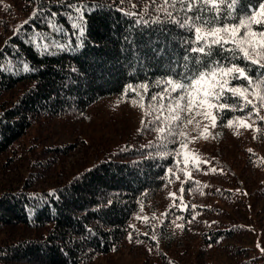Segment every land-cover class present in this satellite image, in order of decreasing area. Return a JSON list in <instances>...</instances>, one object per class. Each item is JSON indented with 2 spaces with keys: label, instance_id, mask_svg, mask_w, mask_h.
<instances>
[{
  "label": "trees",
  "instance_id": "trees-1",
  "mask_svg": "<svg viewBox=\"0 0 264 264\" xmlns=\"http://www.w3.org/2000/svg\"><path fill=\"white\" fill-rule=\"evenodd\" d=\"M261 3L264 0H241L237 16L243 18L246 13L251 16ZM69 4L90 6L84 14L83 39L71 27ZM160 7L163 0L156 3L151 0H0V155L41 119L74 117L108 96L120 94L137 104L140 102L145 121L158 115L159 101L151 99L161 90L155 87L156 82L169 77L179 80L177 74L186 71L185 55H194L187 52L194 45L185 44L186 40L194 39V34L168 23L157 12ZM38 8L43 11L30 23L20 26L44 31L62 26V32L56 31L60 40L49 43L48 52L22 38L25 31L14 34L16 20L23 17L28 21ZM52 13L56 15L53 17ZM141 15L145 21L160 15V22L138 24L135 21ZM224 23L239 26L240 21L222 20L219 26ZM73 31L77 35L73 36ZM69 41L71 47L59 50V45ZM226 55L217 48L211 60L245 68V60L229 62L223 59ZM11 61L17 65L13 71L4 66ZM24 63L36 70L23 71ZM188 63L192 70L201 67L193 61ZM247 71L255 79L260 70L252 65ZM142 85L149 86L147 94ZM226 87L247 88L245 96L252 104L241 112L239 107L244 99L232 97L230 92L219 101L209 102L217 107L224 105V119L217 125L250 116L256 137L264 142L261 130L264 118L260 116L261 101L256 98V85L237 79ZM130 88L134 91H128ZM233 107L237 110L232 111ZM211 109L215 113L216 109ZM173 115H178V111ZM177 123L180 127L181 119ZM160 126L158 123L152 130H139L128 142L100 151L93 162L50 191L29 190L39 177L33 172L21 187L0 192V264H91L102 255L118 251L131 229L130 220L176 166L179 127L175 129L173 142L163 146L157 139ZM74 148V142L44 147V154L53 151L52 156L44 159V165L53 166V158L68 155ZM190 181L184 182V188L192 184L193 180ZM228 191L219 190L216 195L226 204L238 200ZM50 192L55 194L49 196ZM263 194L264 181H261L249 194L253 202L251 209L256 207L249 212L252 223L264 216ZM168 207L158 232L165 228L169 214L201 226L193 246L195 252H187L190 260L186 264H264V252L261 253L258 245L264 239V232L259 226L254 227L250 221L227 224L212 217L201 220L198 217L206 209L193 204L189 195L176 196ZM223 211L226 213L224 208ZM137 233L134 239L155 242L146 233ZM209 248L216 254L204 258ZM167 261L176 264L174 260Z\"/></svg>",
  "mask_w": 264,
  "mask_h": 264
},
{
  "label": "rangeland",
  "instance_id": "rangeland-1",
  "mask_svg": "<svg viewBox=\"0 0 264 264\" xmlns=\"http://www.w3.org/2000/svg\"><path fill=\"white\" fill-rule=\"evenodd\" d=\"M25 20L19 17L15 26L18 28ZM23 31L26 35H22V38L32 41L39 49L60 40L53 28L44 31L36 27H23L20 32ZM4 66L13 71L17 65L11 61L5 62ZM249 95L254 100V96ZM138 104L120 94L113 95L98 100L74 117H46L32 124L9 150L0 155V192L21 187L28 174L33 176L35 172L39 177L29 190L50 191L56 185L64 184L82 167L93 162L100 151L128 142L133 133L141 129L145 116ZM259 111L264 118L263 102ZM213 114L209 102L189 112L185 101L184 107L178 110L181 123L177 135L179 149L176 166L171 169L165 183L130 220L131 229L121 248L98 257L91 264H168L167 260H174L176 264L189 262L187 252H195L193 246L198 240L201 226L169 214L168 222H164L165 228L158 232L159 222L164 218L168 206L176 196L182 194L191 196L193 204L206 209L198 217L201 220L212 217L227 224L250 221L249 212L256 207L251 209L253 202L249 194L258 183L264 181V142L256 137L252 117L232 118L229 119L233 121L232 126H228L226 121L212 127ZM261 130L264 132V126ZM71 142H74L75 148L68 155L53 158L51 167L44 165V159L53 154V151L47 152L46 149L44 154V147ZM38 160L41 162L36 163ZM190 180H193L192 186L184 188V182L189 183ZM223 189H229V195L238 200L229 201L230 204L223 202L216 195ZM217 208H220L218 214L212 211ZM252 225L259 226L258 229L264 232V216H259L258 222ZM141 231L155 242L134 239ZM258 245L263 253L264 239ZM214 254L215 250L209 248L204 258Z\"/></svg>",
  "mask_w": 264,
  "mask_h": 264
},
{
  "label": "snow or ice",
  "instance_id": "snow-or-ice-1",
  "mask_svg": "<svg viewBox=\"0 0 264 264\" xmlns=\"http://www.w3.org/2000/svg\"><path fill=\"white\" fill-rule=\"evenodd\" d=\"M151 2L156 3V0H151ZM240 4L241 0H163V7L157 8V12L163 15L168 23L176 24L190 34H194V39L185 41L186 45H194L187 48V52L194 55H185L184 57L186 71L177 74L180 76L179 80L169 77L156 82L155 87H160L161 90L153 95L151 99L154 102L159 101V108L157 109L159 114L151 120L141 121L140 130H152L156 124H161L157 129V139L161 145L166 146L168 143L173 142L175 129L179 127L177 122L181 119L179 115L173 114L184 107L185 101H187L188 110L191 112L205 102L219 101L226 96V93L230 92L232 97L239 96L244 99V103L239 107L241 112L251 105L252 101L245 96L248 91L247 88L242 90L226 87L233 80H247L249 85L255 84L258 89L256 98L258 101L264 102V63H261V61H264V3H261L258 11L253 10L251 16L246 13L243 18L237 16V9ZM67 6L72 10L69 14V18L73 21L71 27L78 30L79 37L83 39L86 25L84 14L90 6L87 4H69ZM42 11L43 8H38L33 12L32 17L24 23H30ZM145 12H147V9H145ZM55 15L56 13H52L53 17ZM160 15L148 21H145L143 15H141V18L135 22L138 24L159 23ZM236 19L240 21L239 26H230L227 23H224L222 27L219 26L222 20ZM52 24L53 21L50 19L49 25ZM213 25L217 26L213 27ZM21 28L22 26H18L14 34H18ZM54 30L62 32L63 28L57 25ZM72 35H77V32L73 31ZM81 46L82 43L77 44V47ZM68 47H71V41L68 44L58 46L61 51ZM217 48L227 54L223 59L229 62L236 59L245 60V68L237 67L234 63L229 67L220 60H211ZM43 51L48 52V47L45 46ZM189 61H193L195 65L201 67L192 70L189 67ZM252 65H256L260 70L255 79L247 71ZM35 70V68H31L27 63H24L23 71L33 72ZM202 85L204 87H201ZM141 87L144 89V93L147 94L149 86L142 85ZM193 90H195V96ZM128 91H134V89L130 88ZM173 94L178 95L174 96ZM125 95H127V91ZM210 106L216 109L212 124V127H216L217 123L222 122L224 119L222 115L224 105L220 104L217 107L215 103H211ZM252 107L255 109L256 105H252ZM231 110L236 111L237 109L233 107ZM249 115H252V113ZM241 123L243 124V121ZM232 124L233 121L228 120V126H232ZM181 191H183V188ZM54 194V192H50L49 196Z\"/></svg>",
  "mask_w": 264,
  "mask_h": 264
}]
</instances>
